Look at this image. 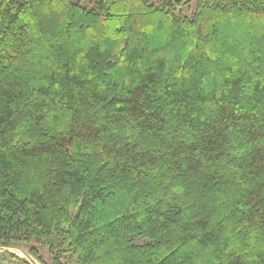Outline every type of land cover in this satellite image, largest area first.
<instances>
[{
  "label": "trees",
  "instance_id": "1",
  "mask_svg": "<svg viewBox=\"0 0 264 264\" xmlns=\"http://www.w3.org/2000/svg\"><path fill=\"white\" fill-rule=\"evenodd\" d=\"M22 244L264 264V0H0V248Z\"/></svg>",
  "mask_w": 264,
  "mask_h": 264
},
{
  "label": "rangeland",
  "instance_id": "2",
  "mask_svg": "<svg viewBox=\"0 0 264 264\" xmlns=\"http://www.w3.org/2000/svg\"><path fill=\"white\" fill-rule=\"evenodd\" d=\"M150 3H155L156 0H147ZM196 8V1L181 8L179 14L186 17H191ZM35 247L43 263L37 261L29 254V250ZM13 255L14 257H12ZM52 264V258L47 249L36 244H22L13 248H0V264Z\"/></svg>",
  "mask_w": 264,
  "mask_h": 264
}]
</instances>
